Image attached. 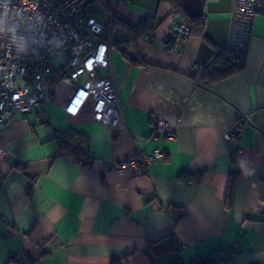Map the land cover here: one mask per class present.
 Returning a JSON list of instances; mask_svg holds the SVG:
<instances>
[{
    "label": "crops",
    "instance_id": "crops-1",
    "mask_svg": "<svg viewBox=\"0 0 264 264\" xmlns=\"http://www.w3.org/2000/svg\"><path fill=\"white\" fill-rule=\"evenodd\" d=\"M116 8L133 25L146 15L162 20L136 49L124 46L149 66L113 47L123 121H97L92 105L69 113L71 87L49 74L54 100L16 113L0 130V264H203L226 250L228 260L217 264H264V12L254 19L244 69L204 86L194 72L227 47L233 0H204L208 40L189 36L179 51L160 42L178 23L169 3ZM155 116L177 129L175 139L155 135ZM246 116L251 123L228 140ZM68 130L86 138L72 143L84 153L78 160L62 147ZM156 148L163 155L147 166L113 168ZM186 171L202 173V182L180 180ZM168 236L172 250L153 254L149 242Z\"/></svg>",
    "mask_w": 264,
    "mask_h": 264
},
{
    "label": "built area",
    "instance_id": "built-area-1",
    "mask_svg": "<svg viewBox=\"0 0 264 264\" xmlns=\"http://www.w3.org/2000/svg\"><path fill=\"white\" fill-rule=\"evenodd\" d=\"M95 3L99 8L94 7ZM117 3L125 5L127 0H112L111 9L103 0H0V130L16 113L30 112L35 106L54 100L49 74L58 83L71 87L64 103L69 113L92 105L97 121L112 127L123 121L112 69ZM262 12L264 0H233L227 43L231 52L247 53L254 19ZM189 32L186 23L178 22L160 42L166 49L179 51ZM57 59L60 62L53 65ZM203 69L194 72L195 81L208 86V80L201 77ZM250 123V117H244L236 134H226L227 139L236 140ZM153 127L155 135L162 132L166 138L177 137V129L160 117L153 118ZM162 155L163 151L158 148L130 154L114 163L113 168L122 174L139 165L147 166ZM178 214L182 218L188 216L186 211ZM177 249H181V244ZM228 255L229 251H223L215 260L227 261Z\"/></svg>",
    "mask_w": 264,
    "mask_h": 264
},
{
    "label": "trees",
    "instance_id": "trees-1",
    "mask_svg": "<svg viewBox=\"0 0 264 264\" xmlns=\"http://www.w3.org/2000/svg\"><path fill=\"white\" fill-rule=\"evenodd\" d=\"M107 8L111 9L112 0H103ZM160 2H167L173 8V13L177 17L178 22L186 23L190 28L189 36H198L205 40H208L205 33V21L206 16L203 14L199 18L192 17L184 8L181 0H159ZM162 20L157 15H146L142 17L136 24H130L127 21L119 18L117 13L113 19V27H122L130 37V42L127 44H118L116 41L113 42V46L118 48L127 60L133 62L136 65L149 66V63L142 57L137 55V58L134 59L130 52L124 48L125 45H134L135 49L138 46L140 40L151 37L156 30L160 27ZM217 65V66H216ZM246 65V54L238 55L231 52L228 47H225L218 51L213 61L203 69L201 77L207 79L209 83L218 82L232 74H235L244 69ZM214 66L213 71H209L211 67ZM216 66V67H215ZM195 77V76H194ZM76 139L82 140V143L86 142L84 136L74 130H68L63 134V149L67 154L74 159H79L84 156L83 151L77 145H73ZM238 178V171H233L230 178L229 184V198L232 194L235 182ZM180 180L189 181L194 179L196 184H200L203 180V174L198 171H186L179 176ZM32 186V184H31ZM32 189V187H31ZM31 189L29 194H31ZM173 236H168L167 238L160 240L159 242L150 241L149 246L151 251L155 255H162L164 253L170 252L173 246ZM217 255V254H215ZM214 254L203 264H217L214 260ZM112 264H116V261H113Z\"/></svg>",
    "mask_w": 264,
    "mask_h": 264
},
{
    "label": "water",
    "instance_id": "water-1",
    "mask_svg": "<svg viewBox=\"0 0 264 264\" xmlns=\"http://www.w3.org/2000/svg\"><path fill=\"white\" fill-rule=\"evenodd\" d=\"M185 10L194 18H199L204 14V0H181ZM114 39L118 44H127L130 42V37L122 27L114 29ZM133 58L136 57V52H130Z\"/></svg>",
    "mask_w": 264,
    "mask_h": 264
},
{
    "label": "rangeland",
    "instance_id": "rangeland-1",
    "mask_svg": "<svg viewBox=\"0 0 264 264\" xmlns=\"http://www.w3.org/2000/svg\"><path fill=\"white\" fill-rule=\"evenodd\" d=\"M140 4H143V0H128V6L131 9L137 10ZM94 7L99 8V5L95 3ZM118 11L120 12L121 10L119 9ZM59 60L60 59L53 61L52 64L56 65L58 62H60Z\"/></svg>",
    "mask_w": 264,
    "mask_h": 264
}]
</instances>
